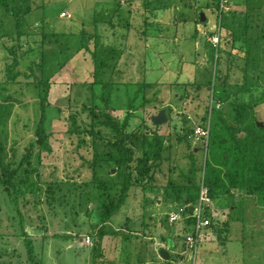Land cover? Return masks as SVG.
I'll return each mask as SVG.
<instances>
[{"label": "rangeland", "instance_id": "374dc122", "mask_svg": "<svg viewBox=\"0 0 264 264\" xmlns=\"http://www.w3.org/2000/svg\"><path fill=\"white\" fill-rule=\"evenodd\" d=\"M201 3L10 0L11 12L0 8V160L18 166L36 140L47 89L46 127L52 132L48 147H37L31 161L21 164L15 183L23 193L16 203L0 184V264H33L30 245L38 264H156L160 247L174 254L171 264L184 258L192 264L183 235L193 232V224L185 231L182 221L172 223L168 214L179 205L175 200L179 193L186 188L194 192L204 176L205 160L212 159L211 108L221 112L217 129L227 135L229 125L237 124L238 104L255 85L260 91L264 88V31L247 33L244 17V10L260 13L264 23V0H225L209 8ZM202 11L205 21L199 18ZM221 16L233 22L236 36L243 39L235 45L248 50V57L231 51L227 32L222 47L220 38L213 39L223 32ZM83 31L91 49L98 44L99 56L108 57L104 75L105 80L110 76L114 80L112 114L122 120L132 112L128 132L139 138L137 183L123 201L124 176L118 173L123 167L114 161L120 153L112 132L96 124L94 136L78 133L92 126V108L99 114L107 109L100 98L102 83H93L94 63L83 45ZM218 46L222 49L217 66ZM15 56L20 61L17 67L12 66ZM9 67L13 74L20 72L17 79H11ZM31 73L44 77L48 88L35 82V75L28 77ZM236 85L241 92L234 93ZM258 92L248 101L255 102ZM259 105L252 114L245 113L238 126L240 136L253 118L264 123V101ZM161 109L168 120L154 124L152 116ZM148 127L164 144L160 158ZM94 139L106 160L99 177L111 181L108 189L86 184L92 171L84 162L93 158ZM146 157L160 162L150 175L143 173L140 162ZM193 164L197 171L191 180ZM106 192L120 206L104 221L106 205H111ZM228 196L219 194L211 202L215 225L202 229L197 264H264V191L236 189Z\"/></svg>", "mask_w": 264, "mask_h": 264}, {"label": "trees", "instance_id": "16d2710c", "mask_svg": "<svg viewBox=\"0 0 264 264\" xmlns=\"http://www.w3.org/2000/svg\"><path fill=\"white\" fill-rule=\"evenodd\" d=\"M205 8H209L212 6H215L219 4L220 2H225V0H199ZM227 6L229 2H226ZM0 8L5 9L8 13L12 11L10 0H0ZM241 11V10H240ZM264 16V15H263ZM244 17L247 20V24L249 26L247 33H253V36L255 34H260L264 31V23L262 20L259 21V19L262 17L260 13L252 14L248 10H244ZM199 18H201V14L199 13ZM258 20V21H257ZM264 20V18H263ZM20 21L18 20V23ZM220 30L223 31L220 32V47L224 44V32L228 33L229 43L231 46V51L237 50L238 53H243L244 57H248V50H238L235 43L238 39L235 33V29L233 26V22L229 20H225L220 18ZM222 34V36H221ZM82 41H84V46L86 48V51H90L91 58L94 63V81L93 83H102V94L100 96L101 100L106 103L107 109L104 110L101 114L97 113L95 108L91 109V114L94 118V122L90 129L88 131H79V134H83V132L89 133L91 136H94V129L96 124H100L105 126L110 130L111 138L114 139L115 145L118 147V152L120 153V157L114 158V161L116 165H120L123 167V169L118 172L121 175L124 176V181L121 185V201L124 200V198L128 195L129 190L131 189V186L137 183V180L134 179L136 176V149L135 145L139 141L138 135H130L128 132V128L131 125V117L132 112H127L126 115L122 120H120L119 117L114 116L112 114V111H116L115 107L112 106V86L114 84V80L110 76L109 80H105L104 75V67L108 65V57H100L98 54V44L94 46L93 49H91L90 46V40L87 39L86 33L83 31L82 35ZM50 43H53L51 39L49 40ZM228 43V44H229ZM219 47V46H218ZM218 48V56H217V66L219 64V57L222 48ZM44 50V49H43ZM43 52V51H42ZM45 52V51H44ZM43 55V54H42ZM114 56H111V59ZM222 64V62H221ZM17 65H20L19 59L15 56L14 58V64L13 67H17ZM248 66V61L246 66H244V69L246 70ZM45 67V59L42 57V65L40 66ZM9 75L11 79H17V77L20 75V72H17L16 74H13L10 67H9ZM26 75V74H25ZM32 75H35L34 73H31L28 75V77H31ZM217 75V70H215V76ZM35 82H40L41 86L48 88V82L44 81L43 78H39L37 75H35ZM218 78V77H217ZM216 78V80H217ZM235 89L234 93L241 92L242 87L239 85H236V87H233V90ZM253 91L250 93L249 96H247L246 99H244L241 103L238 104V106L235 108V116L237 124L235 125H229V134L222 135L223 133L217 129V123L218 118H222V114L219 110L215 109L214 107L211 108V112L215 114V121L212 124V127L210 128L211 135L209 136V142H208V149L211 151V161L207 158L205 160L204 165V180L205 184L209 187L210 190V196L212 198V201L219 195V194H225L227 197L228 195L233 194V191L236 189H247L249 191H264V125L259 127L257 125V119L253 118L251 122H249L248 126L246 127V134L244 136H240L238 134L239 124L242 122L243 117L245 113H253L254 109L257 108V106L264 101V88L260 89L258 88V85H255L253 88ZM259 90V92H258ZM48 92L49 89H47L46 94L44 98L41 101V116L39 119V123L36 130V140L32 142L31 145H29L26 148L25 153L23 154V157L20 161V164L18 166H13V162L5 163L3 160H0V164L2 165L3 169V180L0 181V184L4 186V190L9 194L11 201L13 203H16L18 201L19 196L23 193L22 186H18V184L15 183L16 178L19 176L21 172V164L24 162H30L31 159L34 156L35 149L37 147H48V141L50 136L52 135L51 131H48L46 127V119H47V108L50 106L48 104ZM215 93H220V89L217 90L215 88ZM255 92H258L259 95L257 97V100L255 102H249L248 98L250 96L254 95ZM50 103V102H49ZM129 106H133V102H129ZM245 111V112H244ZM155 124V123H154ZM158 126V125H156ZM262 131V132H260ZM148 132L150 134H154V138L156 140V148L158 151V158L160 156L162 157V154L165 150L164 144L162 142V139L157 134L158 132L154 129H151L148 127ZM135 137V140H132V138ZM85 140H82L81 142H84ZM94 155L93 158L85 160L84 164H87L88 167L91 168L92 171V177L88 183H86L88 186L92 185L91 183H94L92 187H98L100 189H108L110 186L111 181L106 180L105 178L99 177V172L104 167L106 160L101 156V152L98 150L96 139H94ZM157 158V159H158ZM140 162L143 165V173L145 175H150V172L153 167H155L158 163V160L156 163L154 161L150 162L149 157L142 158ZM196 167L193 164L191 168V180L195 179L196 177ZM112 173V171L110 170ZM25 184H27L28 180H23ZM199 183H195L194 185V192L192 188H186L185 191L179 193L175 200H177L181 204H188V203H196L199 198V190L201 186V180H198ZM87 186V187H88ZM27 188V187H26ZM111 188V187H110ZM48 190L52 191L51 183L48 185ZM192 190V191H191ZM108 193V196L111 198V205L108 206L105 213V216L103 217V220L106 221L111 217V215L119 208L120 204L115 203L114 198ZM49 198L53 199L52 196H49ZM206 214L211 219V224L215 225L213 219H212V211L207 209ZM192 222V219L189 220V223ZM191 233V232H188ZM29 254L32 260H34L33 264H38L37 260H35V256L33 255V249L32 246H29ZM174 257V254L171 252V258Z\"/></svg>", "mask_w": 264, "mask_h": 264}, {"label": "built area", "instance_id": "2783aa9c", "mask_svg": "<svg viewBox=\"0 0 264 264\" xmlns=\"http://www.w3.org/2000/svg\"><path fill=\"white\" fill-rule=\"evenodd\" d=\"M63 15H66L64 12ZM220 30V29H219ZM220 33L214 35V40L219 41ZM197 132H200L197 131ZM212 198L210 196L209 187L205 184L204 176L201 179V186L199 190L198 201L194 204H179L175 210L169 212L168 217L169 221L172 223L182 221L188 225L193 224V232L185 236V243L187 249L189 250V260L192 264H197V253L198 247L201 240L202 229L210 226L211 219L207 216L206 211L210 208ZM191 206L193 209L190 211ZM192 219V222L189 223V220ZM91 242V238L88 237L87 243Z\"/></svg>", "mask_w": 264, "mask_h": 264}, {"label": "water", "instance_id": "95a60500", "mask_svg": "<svg viewBox=\"0 0 264 264\" xmlns=\"http://www.w3.org/2000/svg\"><path fill=\"white\" fill-rule=\"evenodd\" d=\"M201 20L202 21H205L206 20V14L204 11H202L201 13ZM168 120V117H167V113H166V110L165 109H161L157 114L153 115L152 116V122L155 123V124H162L164 123L165 121ZM257 125L259 127L263 126L264 123L262 121H259L257 120ZM113 172H115V168H113ZM193 209V206H191L190 210ZM160 254L163 258L167 259V260H170L171 259V253L168 249L166 248H162L160 250Z\"/></svg>", "mask_w": 264, "mask_h": 264}, {"label": "crops", "instance_id": "0c3cea01", "mask_svg": "<svg viewBox=\"0 0 264 264\" xmlns=\"http://www.w3.org/2000/svg\"><path fill=\"white\" fill-rule=\"evenodd\" d=\"M260 106V105H259ZM180 204V203H179ZM209 210H210V208H209ZM191 211V210H190ZM211 211V210H210ZM183 225H184V229H185V231H187L186 229L188 228V224L187 223H185V222H183ZM187 234H189L188 232H186L184 235H183V240H184V244L186 245V243H185V236L187 235ZM175 235H176V233H175ZM174 235H171V237H173ZM172 239V238H171ZM162 249V247H160V248H158V252H159V254H160V250ZM167 249V248H166ZM169 250V249H168ZM170 251V250H169ZM186 251H188V252H185L187 255H189V250L187 249V246H186ZM170 253H171V251H170ZM159 257H161L159 260H157L155 263L156 264H171L172 263V260H168L167 261V259H165L164 260V258L161 256V254H160V256ZM163 258V259H162ZM188 263V261H187V259H182V260H180L179 262H178V264H187Z\"/></svg>", "mask_w": 264, "mask_h": 264}]
</instances>
